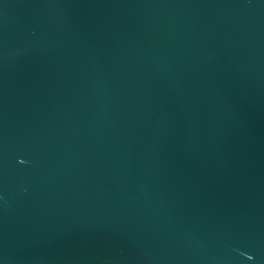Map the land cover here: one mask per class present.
<instances>
[{"label": "water", "instance_id": "1", "mask_svg": "<svg viewBox=\"0 0 264 264\" xmlns=\"http://www.w3.org/2000/svg\"><path fill=\"white\" fill-rule=\"evenodd\" d=\"M0 264H264V0H0Z\"/></svg>", "mask_w": 264, "mask_h": 264}]
</instances>
